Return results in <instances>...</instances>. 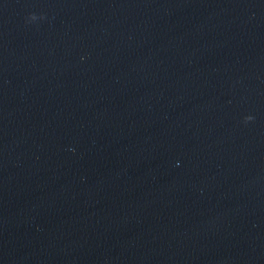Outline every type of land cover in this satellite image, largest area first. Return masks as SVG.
Masks as SVG:
<instances>
[{
    "label": "water",
    "instance_id": "water-1",
    "mask_svg": "<svg viewBox=\"0 0 264 264\" xmlns=\"http://www.w3.org/2000/svg\"><path fill=\"white\" fill-rule=\"evenodd\" d=\"M0 264H264V0H0Z\"/></svg>",
    "mask_w": 264,
    "mask_h": 264
},
{
    "label": "clouds",
    "instance_id": "clouds-1",
    "mask_svg": "<svg viewBox=\"0 0 264 264\" xmlns=\"http://www.w3.org/2000/svg\"><path fill=\"white\" fill-rule=\"evenodd\" d=\"M246 119H251V117H246Z\"/></svg>",
    "mask_w": 264,
    "mask_h": 264
}]
</instances>
